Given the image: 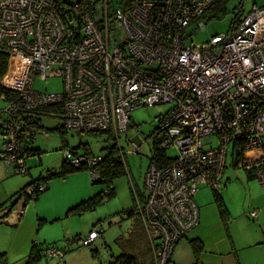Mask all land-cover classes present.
Returning <instances> with one entry per match:
<instances>
[{"label": "built area", "instance_id": "2783aa9c", "mask_svg": "<svg viewBox=\"0 0 264 264\" xmlns=\"http://www.w3.org/2000/svg\"><path fill=\"white\" fill-rule=\"evenodd\" d=\"M220 1L0 0V52L8 55L0 85L18 96L7 102L0 160L11 174H28L31 152L16 120L22 115L54 116L64 132L108 133L118 141L133 110L170 104L149 143L175 157L149 165L144 202L136 200L155 264H168L175 245L199 224L198 186L221 190L234 141L241 140L245 155L258 152L245 168L264 185V8L239 11L229 35L189 45L190 36L204 29L200 18ZM37 76L60 78L62 92L35 91ZM46 108L53 110L39 113ZM139 148L132 143V152ZM63 160L87 170L92 182L98 179L101 156L69 150ZM47 185L27 187L18 198L20 212ZM99 236L92 230L79 245ZM40 254L64 257L53 246Z\"/></svg>", "mask_w": 264, "mask_h": 264}, {"label": "rangeland", "instance_id": "374dc122", "mask_svg": "<svg viewBox=\"0 0 264 264\" xmlns=\"http://www.w3.org/2000/svg\"><path fill=\"white\" fill-rule=\"evenodd\" d=\"M61 1L68 4L74 3L76 0ZM252 7L264 8V0H227L218 15L205 23L203 30L190 36L188 44L201 45L209 42L213 36L229 35L238 12L242 11L246 14ZM33 89L42 93H61L62 81L58 77L42 80L37 76L33 82ZM7 107V102L0 97V115H6ZM170 108V104H163L133 110L130 115L132 127L128 129L127 133L120 135L117 143L105 135L72 132L60 134L58 131L51 130L62 126L61 119L54 116H35L43 129L36 130L32 143V147L39 149V157L35 155L26 159V166L29 169V174L26 175L8 174L6 164L0 160V175L3 173L6 175L5 182L0 183V200L7 196L6 194L10 197L15 191H20L28 182L37 180L47 168L59 167L64 161L65 151H73V149L78 154L88 152L93 156L104 157L108 154L109 148L115 144L124 161L125 173L113 180V196L109 198L102 194V197L98 198L97 203L92 207H88V203L96 195L107 191L108 183L93 184L92 177L87 170H79L68 174L65 178L50 180L48 182L49 189L41 193L38 200L34 201L30 198L25 202L20 226L4 228L0 232V238L6 239L5 243L9 248L5 251L8 262L13 264L20 258L17 255L28 253L34 242L42 249L48 244H55L57 248H60L67 244L65 237H74L79 234L81 238H86L92 230L99 232L100 236L89 246L79 247V243L75 242L70 245L71 250L62 259L58 257L44 258L39 264H108L111 254L118 255L119 248L115 240L119 237L127 239L132 222L135 221L134 217H127V212L134 207L137 197L139 199L145 194L144 175L150 165L151 158L149 141L158 125L160 116ZM42 131L47 134L44 135ZM132 143L140 146L138 153L132 152ZM30 144L31 141L27 143L28 146H31ZM262 144L264 147V139ZM3 147V141L0 138V151H3ZM166 156L175 157V152L167 151ZM255 156L258 157V153ZM252 157H254V153L247 156L248 159L245 155V161L252 160ZM245 161L238 160L233 166L229 165L228 161L222 180L225 186L218 191L223 197L226 195L225 200L226 198L228 200L226 203L233 209L245 205L249 194H253V190L246 185L252 183V180L248 179L243 168ZM253 181L261 185L257 179ZM198 188V192L194 195V201L200 207L203 202L211 201L214 196L207 186H198ZM17 198L18 196L15 200ZM81 200L87 203V207L85 206L83 209L75 207L68 213V209ZM83 202L80 203V206ZM29 207L30 211H28ZM57 217H59L58 220H54ZM214 218L217 219L215 215ZM143 230L145 232L144 227ZM145 235L149 241L146 232ZM19 245L23 249L20 253H16L19 250L16 249Z\"/></svg>", "mask_w": 264, "mask_h": 264}, {"label": "crops", "instance_id": "0c3cea01", "mask_svg": "<svg viewBox=\"0 0 264 264\" xmlns=\"http://www.w3.org/2000/svg\"><path fill=\"white\" fill-rule=\"evenodd\" d=\"M32 143L33 141L30 144L31 146H28L27 143H25V145L33 153L31 156H35L36 154L34 153L38 154L39 149L34 146L32 147ZM251 153H254L255 156L258 152L254 151ZM250 154L246 155V157L250 156ZM37 156L39 157V155ZM62 164L63 161L57 168H47L44 174H40L39 177H45L47 171L52 173L57 172L60 170ZM7 172L8 174H11L9 167H7ZM5 180L6 175L3 173L0 175V183L5 182ZM249 180H252V183H247L246 185L253 190V194H249L247 197L248 201L242 207L233 209L228 206L226 203V201L228 202L227 198L225 200L226 195L223 197L222 194H220V196L225 209L224 215L221 213L222 207L216 201L215 197L209 202H203L200 207L198 206V226L187 233L186 236L177 243L168 264H264V185L257 184V182L253 181L254 179ZM28 184L29 182L24 185L23 188ZM22 189H20V191ZM20 191H15L10 197L6 194L7 196L0 200V232H2V229L4 228L19 227L22 222V215L24 212H20L21 206L18 202V198L15 200ZM83 201L84 200H81L75 206L69 208L68 213H70L75 207L77 208ZM23 209L24 207H22L21 210L23 211ZM30 209L31 208L29 207L28 211H30ZM251 212H256L257 217L251 218L249 216ZM213 214L217 219L214 218ZM58 218L59 217L54 218V220H58ZM75 238L81 240L84 239L81 238L79 234H76L74 237L64 238L67 243L64 247L57 248L55 244H48L46 247L53 246L56 249L61 250L65 256L66 253H69L71 250L70 245L75 243ZM192 241H195L196 244H199L202 248L199 253L194 251L191 243ZM5 242L6 239L0 238V254H4L7 264H11L7 260L5 251L9 248H7ZM33 244L36 243L34 242ZM39 247L42 249L41 246ZM79 247L81 246L79 245ZM16 249L19 250L18 252H15L20 253L23 248L19 245ZM30 251H28V253L25 252L17 255L20 258L15 260L13 264H25ZM44 258L47 259L49 257H42L36 264H39ZM50 258L53 259L57 257ZM109 262H111V260H109Z\"/></svg>", "mask_w": 264, "mask_h": 264}, {"label": "trees", "instance_id": "16d2710c", "mask_svg": "<svg viewBox=\"0 0 264 264\" xmlns=\"http://www.w3.org/2000/svg\"><path fill=\"white\" fill-rule=\"evenodd\" d=\"M56 1L63 2L61 0H56ZM226 1L227 0H221L218 4L211 7L200 18V20H203L205 23H207L209 19L217 16L218 13L222 10V5H224V2H226ZM113 4L114 3L112 2V0H110V5H113ZM240 14H241V12H238V14L235 16L234 21L232 23V28H233L234 23L236 22V19H238V17L240 16ZM238 21L239 20H237V23H238ZM7 67H8V55L4 52H0V81L3 78V76L5 75V73L7 71ZM0 97H3L6 102L16 101L18 98V96L15 92L4 89L1 85H0ZM52 110H53V108H46L44 110H40L39 113L45 112V113L49 114V112H51ZM35 116H38V114L22 115L21 117H16V120L21 125V129L19 132L20 141L22 143H24V147L29 152H31V150L28 147H26L25 143H28L29 141H31V142L33 141V139L35 138L36 130H43L40 127L39 120H36ZM7 121H8L7 116L0 115V133H1V129L3 128V125ZM131 127H132V124L129 126V128H131ZM51 131H58V132H60V134H63V132H64V131H62L61 127L58 129H53ZM26 133H27V135H26ZM91 134L105 135L110 140H112L113 142L114 141H115V143L118 142L117 139L113 135L108 134V133H91ZM73 151H75V150L73 149ZM117 151H118V149L116 148V145L114 144L111 148H109V152L106 156H104V157L101 156L102 160L100 161V163H98V165L95 168L99 177L96 181L92 182L93 184L101 183V182L108 183L107 187L109 188V193H108L107 197H109V198L111 196H113V194H114V187H112L113 180L125 173L124 161L122 159V156L119 154V151L118 152ZM150 151H151L150 164L156 163L160 167L161 165L163 166V165L170 163L171 157L166 156V152L161 150L156 145V143L153 145H150ZM34 154L39 155L37 153H34ZM85 154H89V153L86 152ZM31 155H33L32 152H31ZM89 155H91V154H89ZM238 160H242L243 162L245 161V153H244L243 143L241 142V140L234 141V143L230 147V151H229V155H228V161L230 162L229 165L233 166L234 163ZM228 161H227V164H228ZM226 167H227V165H226ZM226 167H225V169H226ZM243 168H244L245 172L247 173L248 179H255L254 173L252 170L246 169L244 164H243ZM225 169H224V171H225ZM81 170H83V169H81ZM76 171H79V170H75V169L71 168L67 162L63 161V164H62L60 170H58L55 173L47 171L45 177H42V178L38 177L37 180L32 181L26 187H24L19 192L18 198H19L20 194L27 187H29L35 183L45 182L48 184V182L50 180H52L53 178H64L68 174H70L72 172H76ZM224 171H223V174H224ZM223 174L221 177V182L223 180ZM199 186H203V185H199ZM223 186H225L224 183H222V188H223ZM47 190H48V185H47V189L45 191H47ZM198 190H199V188H198ZM212 192H213V195H214L216 201L222 207L221 213L224 215L225 209L223 207V203L221 201L220 194L218 193V191H212ZM40 194L41 193L36 194L32 200L36 201ZM102 194H103V192L96 195V197H93V199H91L90 202L88 203V207L94 206L97 203L98 198L102 197ZM144 199H145V195H143L141 198L139 197L140 202H144ZM86 204H87L86 202H83L81 204V206L80 205L78 206L79 209L85 208ZM127 217H129V218L134 217L135 221H133L134 223L132 222L131 229L128 233L127 239L119 237L115 240V243H116L117 247L119 248V254L116 256L111 254L110 264H155L154 250H153L152 246L150 245L149 241L147 240L145 232L143 230L142 223L140 221V218L136 214V203H135L134 207L130 211L127 212ZM80 240L81 239H79V238H75L74 242L79 243ZM191 243H192V247H193L194 251L196 253H199V251H201V249H202L200 247V245L196 244L195 241H192ZM41 251H42V249H40L39 246H37L36 244H33L31 251L29 253V256L27 257V262L25 264H36L42 258L41 254H40ZM0 264H7V261L4 258V254H0Z\"/></svg>", "mask_w": 264, "mask_h": 264}]
</instances>
